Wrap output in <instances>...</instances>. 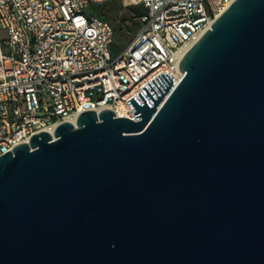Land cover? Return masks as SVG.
Segmentation results:
<instances>
[{"label":"water","instance_id":"water-1","mask_svg":"<svg viewBox=\"0 0 264 264\" xmlns=\"http://www.w3.org/2000/svg\"><path fill=\"white\" fill-rule=\"evenodd\" d=\"M179 69L0 157V264H264V0Z\"/></svg>","mask_w":264,"mask_h":264},{"label":"built area","instance_id":"built-area-1","mask_svg":"<svg viewBox=\"0 0 264 264\" xmlns=\"http://www.w3.org/2000/svg\"><path fill=\"white\" fill-rule=\"evenodd\" d=\"M233 1L0 0V157L87 111L137 121L128 101L161 73L175 88L182 57ZM108 3L143 10L116 55L93 9Z\"/></svg>","mask_w":264,"mask_h":264},{"label":"rangeland","instance_id":"rangeland-1","mask_svg":"<svg viewBox=\"0 0 264 264\" xmlns=\"http://www.w3.org/2000/svg\"><path fill=\"white\" fill-rule=\"evenodd\" d=\"M105 10H108L107 14L110 16L108 22L112 24L116 31L114 41L115 47L113 46L110 49L111 54L116 55L121 52L133 39L134 32L133 27H131L135 24V21L133 20V12L131 8L125 7L120 3H114L109 7H105ZM128 20H131V26L125 25V22Z\"/></svg>","mask_w":264,"mask_h":264},{"label":"trees","instance_id":"trees-1","mask_svg":"<svg viewBox=\"0 0 264 264\" xmlns=\"http://www.w3.org/2000/svg\"><path fill=\"white\" fill-rule=\"evenodd\" d=\"M114 3H108V4H104L98 7L93 8L94 9V13L102 20L108 21L110 19V16L107 14L108 10H105V7H109L110 5H112ZM104 6V7H102ZM132 12L134 14H139L141 13L143 10L141 7H132L131 8ZM116 32V31H115ZM116 37V34H115ZM115 47V43L113 45Z\"/></svg>","mask_w":264,"mask_h":264}]
</instances>
